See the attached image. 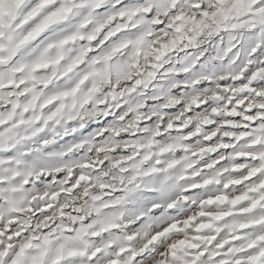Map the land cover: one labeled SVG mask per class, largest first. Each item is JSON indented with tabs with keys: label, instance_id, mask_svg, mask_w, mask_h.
Instances as JSON below:
<instances>
[{
	"label": "rangeland",
	"instance_id": "rangeland-1",
	"mask_svg": "<svg viewBox=\"0 0 264 264\" xmlns=\"http://www.w3.org/2000/svg\"><path fill=\"white\" fill-rule=\"evenodd\" d=\"M0 264H264V0H0Z\"/></svg>",
	"mask_w": 264,
	"mask_h": 264
}]
</instances>
